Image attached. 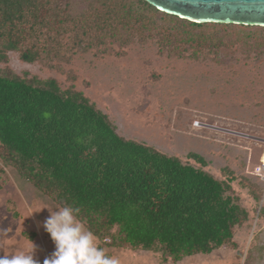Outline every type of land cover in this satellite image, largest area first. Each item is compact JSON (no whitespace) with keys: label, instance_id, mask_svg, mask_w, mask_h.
I'll return each mask as SVG.
<instances>
[{"label":"trees","instance_id":"trees-1","mask_svg":"<svg viewBox=\"0 0 264 264\" xmlns=\"http://www.w3.org/2000/svg\"><path fill=\"white\" fill-rule=\"evenodd\" d=\"M70 7L69 0H0V62L17 51L26 62L48 58L54 67L106 36H143L157 16L180 19L179 31L167 34L220 23L181 18L147 0H98L77 15ZM0 156L39 189L79 207L77 218L97 236H110L115 246L161 249L164 260L211 252L231 241L248 215L226 194L230 183L206 170L202 154L189 152L197 167L120 135L83 90L73 82L63 88L55 77L0 70Z\"/></svg>","mask_w":264,"mask_h":264},{"label":"rangeland","instance_id":"rangeland-1","mask_svg":"<svg viewBox=\"0 0 264 264\" xmlns=\"http://www.w3.org/2000/svg\"><path fill=\"white\" fill-rule=\"evenodd\" d=\"M69 1L77 15L98 0ZM155 18L157 25L143 36L123 42L106 36L70 61H52L54 67L48 58L29 63L9 51L0 70L55 77L63 88L73 82L108 114L120 135L197 167L189 152L202 154L206 170L230 183L226 194L248 213L234 226L232 240L209 253L164 260L161 249L115 246L110 236L94 234L107 255L120 264H264V26L206 23L167 34L180 19ZM64 206L56 191L39 189L0 156V256L33 242L34 258L43 264L55 250L43 222Z\"/></svg>","mask_w":264,"mask_h":264},{"label":"clouds","instance_id":"clouds-1","mask_svg":"<svg viewBox=\"0 0 264 264\" xmlns=\"http://www.w3.org/2000/svg\"><path fill=\"white\" fill-rule=\"evenodd\" d=\"M80 211L79 207L73 206L50 211L43 228L50 234L55 250L43 260V264H120L118 258L107 255L96 244L94 233L77 220ZM36 248L32 242L25 250L0 256V264H41L34 258Z\"/></svg>","mask_w":264,"mask_h":264},{"label":"water","instance_id":"water-1","mask_svg":"<svg viewBox=\"0 0 264 264\" xmlns=\"http://www.w3.org/2000/svg\"><path fill=\"white\" fill-rule=\"evenodd\" d=\"M158 9L196 22L264 26V0H147Z\"/></svg>","mask_w":264,"mask_h":264},{"label":"built area","instance_id":"built-area-1","mask_svg":"<svg viewBox=\"0 0 264 264\" xmlns=\"http://www.w3.org/2000/svg\"><path fill=\"white\" fill-rule=\"evenodd\" d=\"M260 162H261L260 170L262 171L261 178H262V180H264V147H263V153L261 155Z\"/></svg>","mask_w":264,"mask_h":264},{"label":"bare ground","instance_id":"bare-ground-1","mask_svg":"<svg viewBox=\"0 0 264 264\" xmlns=\"http://www.w3.org/2000/svg\"><path fill=\"white\" fill-rule=\"evenodd\" d=\"M197 125H200V124H197Z\"/></svg>","mask_w":264,"mask_h":264}]
</instances>
